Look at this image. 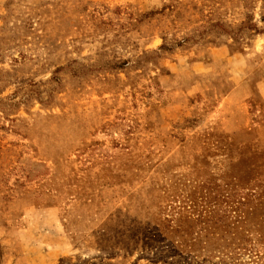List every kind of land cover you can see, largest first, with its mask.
I'll use <instances>...</instances> for the list:
<instances>
[{
	"label": "rangeland",
	"instance_id": "obj_1",
	"mask_svg": "<svg viewBox=\"0 0 264 264\" xmlns=\"http://www.w3.org/2000/svg\"><path fill=\"white\" fill-rule=\"evenodd\" d=\"M262 15L0 0V264H264Z\"/></svg>",
	"mask_w": 264,
	"mask_h": 264
},
{
	"label": "trees",
	"instance_id": "obj_2",
	"mask_svg": "<svg viewBox=\"0 0 264 264\" xmlns=\"http://www.w3.org/2000/svg\"><path fill=\"white\" fill-rule=\"evenodd\" d=\"M259 21L263 24V27H259L257 22H253V18L251 16H248L245 21L235 27L225 26L222 24H214L211 27H215L219 30L217 35L226 36L230 38L235 45H239V41L243 40L244 37L251 38L264 34V15L260 17ZM184 42L186 41H183V43ZM161 49H165L164 46H162Z\"/></svg>",
	"mask_w": 264,
	"mask_h": 264
}]
</instances>
